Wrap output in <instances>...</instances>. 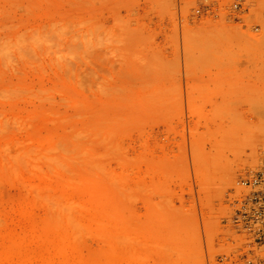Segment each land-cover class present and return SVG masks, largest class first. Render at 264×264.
I'll return each instance as SVG.
<instances>
[{
  "label": "rangeland",
  "instance_id": "374dc122",
  "mask_svg": "<svg viewBox=\"0 0 264 264\" xmlns=\"http://www.w3.org/2000/svg\"><path fill=\"white\" fill-rule=\"evenodd\" d=\"M254 1L206 19L195 0H0V264H264L231 224L237 182L264 169ZM74 136L63 171L10 166ZM79 179L107 193L91 212ZM43 187L88 228L50 229Z\"/></svg>",
  "mask_w": 264,
  "mask_h": 264
},
{
  "label": "bare ground",
  "instance_id": "6f19581e",
  "mask_svg": "<svg viewBox=\"0 0 264 264\" xmlns=\"http://www.w3.org/2000/svg\"><path fill=\"white\" fill-rule=\"evenodd\" d=\"M186 18L189 19L187 16H186ZM253 28H252V30H253ZM5 54H6V49L3 46L0 47V55L4 56ZM84 154H85V149L82 148V145H80V142H78L77 137L74 136L72 139H70V141L68 139V142H67V140L65 142L61 140L58 143L50 144L48 147H46V148H44L38 152H34L31 150H23L14 157L10 166H11V168H13L14 171H16L17 167H19V166H22L24 164H26V165L30 164L31 165L32 164L31 161L33 159H40L47 165V167L52 168L53 170L63 171V170L70 167L72 159H76V158L79 159V157L84 155ZM80 159H81V157H80ZM84 160L82 161L81 168H79L75 173L76 175H79L78 178L79 177L81 178L82 173L83 172L85 173V171H87L90 175H92V173H93L92 172V169H94L92 167L93 163H91V161L88 159H84ZM79 182H80V184H78V185L84 187V188H82L84 191L83 194H84L85 198L87 197V199H85L86 203H81L79 200L83 194H81L80 198H79V195H76V196H78L77 198H79V199L78 200L75 199V201H78L81 204L76 203L75 206H74V203L72 202L73 200L70 202V200H69L70 198L69 199H62L63 197L56 198L54 194H52L49 190L45 189L46 185H45V187L42 188V189H45L46 191H48V192L42 191L41 194L44 192V194H42V196H44L47 199L48 206H50V208H51L52 213H50L48 216V225H49L50 229H53V230L54 229H62L65 232L72 230L74 235H76V234L80 233L82 230L88 228V226H87L88 223H86L82 219V217H80V214L84 213V210H86V212L87 211L88 212L93 211L92 210V208H93L92 203L96 204L95 203V202H97L96 197H99V199H100L101 195H106L107 193L105 194V192H104V193H99V194L97 193L96 194L97 190L95 187L96 186L95 181L94 182L91 180L84 181L83 179H79ZM40 188H41V186H40ZM37 191H41V189H39ZM85 200L83 198V201H85ZM98 202L101 204V202L99 200H98ZM78 204H80V205H78ZM76 206H77V208L79 207L80 210H83V209L84 210L81 211L80 214L75 215L74 210H75ZM77 208H76V210H78ZM81 208H83V209H81ZM80 210H79V212H80ZM75 212L77 213V211H75Z\"/></svg>",
  "mask_w": 264,
  "mask_h": 264
},
{
  "label": "built area",
  "instance_id": "2783aa9c",
  "mask_svg": "<svg viewBox=\"0 0 264 264\" xmlns=\"http://www.w3.org/2000/svg\"><path fill=\"white\" fill-rule=\"evenodd\" d=\"M254 4V0H195L192 12L199 18L240 19ZM252 31H259V26ZM231 224L249 244L264 248V169L237 182Z\"/></svg>",
  "mask_w": 264,
  "mask_h": 264
}]
</instances>
